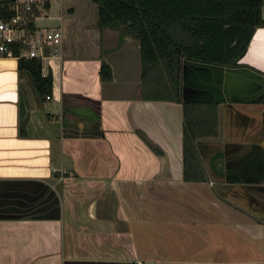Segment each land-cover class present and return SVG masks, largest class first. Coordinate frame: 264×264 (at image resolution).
Segmentation results:
<instances>
[{"label":"crops","instance_id":"1","mask_svg":"<svg viewBox=\"0 0 264 264\" xmlns=\"http://www.w3.org/2000/svg\"><path fill=\"white\" fill-rule=\"evenodd\" d=\"M59 1L33 18L62 31L46 96L0 52V264H264V24L236 64L183 58L182 99L217 114L196 138L206 176L185 178L183 102L142 82L138 33Z\"/></svg>","mask_w":264,"mask_h":264},{"label":"trees","instance_id":"2","mask_svg":"<svg viewBox=\"0 0 264 264\" xmlns=\"http://www.w3.org/2000/svg\"><path fill=\"white\" fill-rule=\"evenodd\" d=\"M99 25L127 23L139 35L141 80L156 97L182 99L181 65L184 57L236 64L245 52L254 29L264 24L262 0H94ZM15 0H0V15L14 11ZM48 4V0H45ZM37 9V8H35ZM34 27L33 21L29 22ZM21 42H14L18 54ZM18 66L32 74L38 90L46 96L52 84L51 71L43 72L42 56L18 55ZM110 77L108 62L100 66ZM183 176L205 178L196 138L216 133V102L182 99ZM154 148L156 144L144 133Z\"/></svg>","mask_w":264,"mask_h":264},{"label":"built area","instance_id":"3","mask_svg":"<svg viewBox=\"0 0 264 264\" xmlns=\"http://www.w3.org/2000/svg\"><path fill=\"white\" fill-rule=\"evenodd\" d=\"M37 0H15L14 11L8 15H0V52L12 54L14 42H21L17 55L45 54V47L61 40L62 31L59 25L45 27L36 33L29 22L37 15ZM15 54V53H14ZM141 264H149L141 260Z\"/></svg>","mask_w":264,"mask_h":264},{"label":"rangeland","instance_id":"4","mask_svg":"<svg viewBox=\"0 0 264 264\" xmlns=\"http://www.w3.org/2000/svg\"><path fill=\"white\" fill-rule=\"evenodd\" d=\"M51 1H53L52 2V8L50 9V10H52L54 13H57L58 11H59V8H60V1L58 0V1H56V0H51ZM78 4H80L81 2H82V0H75ZM36 2V6H37V1H35ZM72 7V6H71ZM69 9V8H68ZM41 12H43L44 14H46V12H48V10L45 8V7H41ZM36 13H38L37 12V10L35 11ZM44 14H41L40 16L41 17H37L36 19H37V22H39V24L40 23H48V22H53L56 18H53V17H48V15H44Z\"/></svg>","mask_w":264,"mask_h":264}]
</instances>
